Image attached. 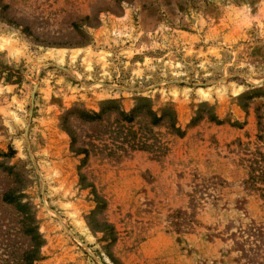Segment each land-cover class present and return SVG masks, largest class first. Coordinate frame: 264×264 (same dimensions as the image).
<instances>
[{
	"label": "rangeland",
	"instance_id": "1",
	"mask_svg": "<svg viewBox=\"0 0 264 264\" xmlns=\"http://www.w3.org/2000/svg\"><path fill=\"white\" fill-rule=\"evenodd\" d=\"M0 264H264V0H0Z\"/></svg>",
	"mask_w": 264,
	"mask_h": 264
},
{
	"label": "water",
	"instance_id": "2",
	"mask_svg": "<svg viewBox=\"0 0 264 264\" xmlns=\"http://www.w3.org/2000/svg\"><path fill=\"white\" fill-rule=\"evenodd\" d=\"M33 95H31V99H32Z\"/></svg>",
	"mask_w": 264,
	"mask_h": 264
}]
</instances>
